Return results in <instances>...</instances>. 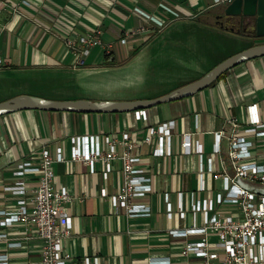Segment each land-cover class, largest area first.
Returning a JSON list of instances; mask_svg holds the SVG:
<instances>
[{"label": "crops", "instance_id": "1", "mask_svg": "<svg viewBox=\"0 0 264 264\" xmlns=\"http://www.w3.org/2000/svg\"><path fill=\"white\" fill-rule=\"evenodd\" d=\"M7 2L0 10V101L19 94L34 95L30 89L16 91L19 81L43 87L44 95L34 96L50 100L79 99L70 86L72 76L82 67L107 70L108 66L139 52L164 26L189 21L205 29L206 25L216 26L211 22L210 10L217 7L222 10V5H214L213 0H29V6L19 0ZM12 5L17 6L16 12ZM244 23L250 31L254 18L244 17ZM92 30L99 31L103 44H111L109 53H105L102 46H95L84 66L73 67L75 57L67 50L65 40ZM137 47L140 48L135 51ZM175 88L127 100L155 98ZM254 103L264 120V56L235 65L207 88L188 97L146 109L147 121L137 120L134 112L25 109L1 114L0 211H14L19 198L28 201L33 196L36 174L25 175V195L5 190L17 180L16 165L24 159L36 161L31 152L37 148L45 147L54 156L55 149L60 147L64 161L52 163L53 181L56 186L66 187L72 198L64 205L72 218L71 236L65 238L62 245L74 257L75 264H83L86 256L97 258L101 264H201L200 258L193 254H181L186 242L198 240L201 235L174 238L169 235L170 229L182 230L194 223L202 224L201 215L197 214L194 222L189 210L188 191L197 190L198 176L195 157L182 152L181 136L192 133V139L203 144L205 153L214 158L215 168L221 170L224 153H212L214 132L228 129L231 119L244 123L246 107ZM169 119L175 121L173 154L153 156L154 142H142L147 126ZM123 132H128L134 143L132 155L140 158L135 167L143 170L142 175L150 178L151 185L148 192L133 198L131 204L147 206L149 216H128L124 209L111 205L109 197L117 191L122 178L119 158L111 161L106 178L102 176L105 167L101 161L95 162L94 171L90 173L86 164L70 159L71 136L107 134L120 137ZM222 146L224 149V142ZM122 150L123 147L117 146L118 152ZM205 179L207 186L212 184V188L218 189L219 181L209 176ZM102 189L107 196L100 195ZM178 191L183 193L182 203L187 214L185 219H180L175 212L169 220L165 216L163 195L168 192L175 206ZM196 196L209 197L210 191L198 192ZM5 218L0 215V222ZM0 233L4 234L0 237V256H5L6 264H30L39 260L41 240L31 222L0 223ZM210 239L213 243L216 236ZM210 248L221 253L214 245ZM166 258L168 262L151 263V260Z\"/></svg>", "mask_w": 264, "mask_h": 264}, {"label": "built area", "instance_id": "2", "mask_svg": "<svg viewBox=\"0 0 264 264\" xmlns=\"http://www.w3.org/2000/svg\"><path fill=\"white\" fill-rule=\"evenodd\" d=\"M214 5H226L231 0H213ZM7 0H0V10L7 6ZM19 3L29 6V0H19ZM17 11V6L12 5ZM124 43L125 39H121ZM65 46L75 57L73 67L85 65L87 56L95 46H102L105 53L111 49L110 43H102L99 31L92 30L73 39H66ZM1 65V61H0ZM135 118L148 120L146 109L133 111ZM246 121L239 122L231 119L228 129L214 132L212 153L222 155L221 170H217L214 158L204 151L199 140L192 139V133L186 132L181 136L180 146L186 155L195 157V171L198 176L197 190H189V210L193 221L201 215L202 224L185 229H170L171 237H185L188 234L201 235L198 240L184 244L181 254H193L200 258L201 264H264V193H257L241 186L242 182L264 186V120L258 112L256 104L246 107ZM196 117V115H195ZM197 124V123H196ZM175 121L166 120L159 124L147 126V132L142 139L145 144L154 142L152 155L157 157L171 156L174 137ZM224 142V149L222 143ZM117 146L123 147L121 152ZM134 143L128 132L120 137L107 134L75 135L70 137V159L81 161L94 171L96 161L104 164L103 178L111 170V161L121 160V182L117 191L110 198L111 205L116 209H124L128 216H149L147 206L131 204L135 197L143 196L150 190V178L143 176V170L135 167L140 161L131 150ZM263 148L257 150V148ZM36 161L24 159L16 165L14 175L17 177L13 185L5 187L17 195H25V175L36 174L37 182L33 196L28 201L24 198L17 200V209L11 212L0 211L6 218L2 225L12 222H31L38 238L41 240L39 260L30 264H75L74 257L63 249L62 241L71 236L72 218L64 208L71 201L66 187L54 184L52 163L64 161L62 149L57 147L55 155L45 147L31 152ZM206 176L219 181L217 190L209 188ZM210 191L209 197L199 198L198 192ZM107 196L105 189L100 192ZM165 216L172 219L176 212L180 219H185L183 208V193L177 192L176 205L165 192ZM4 234L0 233V237ZM216 236L212 243L210 237ZM214 245L221 250L219 254L210 247ZM168 258L151 260V263L168 262ZM0 264H6L5 256H0ZM83 264H101L97 258H83Z\"/></svg>", "mask_w": 264, "mask_h": 264}, {"label": "rangeland", "instance_id": "3", "mask_svg": "<svg viewBox=\"0 0 264 264\" xmlns=\"http://www.w3.org/2000/svg\"><path fill=\"white\" fill-rule=\"evenodd\" d=\"M189 22L164 26L139 52L107 70L82 67L72 76L70 88L79 99L127 100L147 96L191 82L230 54L254 42L264 43V38L244 39L217 25H206L205 29L197 27L195 21ZM250 31H254V26ZM15 88L18 92L30 89L34 95H44L43 87H33L28 81H19Z\"/></svg>", "mask_w": 264, "mask_h": 264}, {"label": "water", "instance_id": "4", "mask_svg": "<svg viewBox=\"0 0 264 264\" xmlns=\"http://www.w3.org/2000/svg\"><path fill=\"white\" fill-rule=\"evenodd\" d=\"M222 13L227 17H253L254 35L258 38H264V0H231L228 4L222 6ZM225 29L233 31L232 28L225 27ZM262 56H264V43L248 46L221 60L199 78L155 98L133 100H50L29 94H19L0 101V115L25 109L79 113H122L148 109L162 103L188 97L207 88L235 65ZM237 181L248 190L264 193V186L242 182L239 179Z\"/></svg>", "mask_w": 264, "mask_h": 264}, {"label": "flooded vegetation", "instance_id": "5", "mask_svg": "<svg viewBox=\"0 0 264 264\" xmlns=\"http://www.w3.org/2000/svg\"><path fill=\"white\" fill-rule=\"evenodd\" d=\"M210 16L213 19V23L216 24L217 26L221 27V25L223 24L222 28L224 29L225 27L232 28L233 31L237 32L239 35L254 39L255 41L258 38L254 35V31L246 30L244 17L242 16L227 17L222 13V10L213 11L211 12ZM254 44H260V43L254 42L252 45Z\"/></svg>", "mask_w": 264, "mask_h": 264}, {"label": "trees", "instance_id": "6", "mask_svg": "<svg viewBox=\"0 0 264 264\" xmlns=\"http://www.w3.org/2000/svg\"><path fill=\"white\" fill-rule=\"evenodd\" d=\"M219 9H220V7L212 8V9L210 10V13L213 12V11H218ZM139 48H140V47H137L135 51H138ZM211 84H212V83H211Z\"/></svg>", "mask_w": 264, "mask_h": 264}]
</instances>
